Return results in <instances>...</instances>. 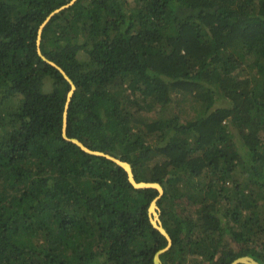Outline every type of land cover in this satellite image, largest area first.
<instances>
[{
    "label": "trees",
    "instance_id": "16d2710c",
    "mask_svg": "<svg viewBox=\"0 0 264 264\" xmlns=\"http://www.w3.org/2000/svg\"><path fill=\"white\" fill-rule=\"evenodd\" d=\"M69 1L0 0V264H154L158 191L61 135ZM40 49L67 135L162 185V264L264 261V0H76Z\"/></svg>",
    "mask_w": 264,
    "mask_h": 264
},
{
    "label": "water",
    "instance_id": "95a60500",
    "mask_svg": "<svg viewBox=\"0 0 264 264\" xmlns=\"http://www.w3.org/2000/svg\"><path fill=\"white\" fill-rule=\"evenodd\" d=\"M76 0H70L69 2L59 6L58 8L54 9L53 11H51L46 17L45 19L41 22V24L38 27L37 30V36H36V46H37V53L38 55L45 60L47 63L53 65L54 67H56L61 74L63 75V77L67 80V82L70 85V88L67 92L66 95V100L64 103V109H63V113H62V127H61V135L63 138H65L66 140H69L71 142H73L74 144H76L77 146H79L83 151H85L86 153L89 154H93V155H98V156H104L105 158L113 161L115 164L121 166L126 174H127V179L130 182V184L134 187V188H154L158 191V195L150 202V205L148 207V213L150 216V221L151 224L153 225L154 228H156L166 239H167V245L164 248H161L159 250H157L155 252V254L153 255V262L154 264H162L161 260H160V255L168 250V248L171 246V238L168 234V232L166 231V229L163 227L161 220L159 218V208L156 204V201L158 200V198L161 196V194L163 193V187L159 182H154V181H137L134 177L133 174V170H132V166L129 162L122 160L119 157L113 156L109 153L100 151V150H93L90 149L89 147H87L86 145H84L78 138L75 137H69L67 135V110L69 107V102L71 99V96L73 94V91L75 90L76 86L74 84V82L72 81V79L66 74V72L60 67L58 66L55 62L47 59L41 52L40 49V41H41V34L43 31V28L45 27V25L48 23V21L51 19V17L69 7L71 4H73ZM238 263H243V264H260L258 261H256L254 258H252L249 255H242V256H238L235 259H233L229 264H238Z\"/></svg>",
    "mask_w": 264,
    "mask_h": 264
},
{
    "label": "flooded vegetation",
    "instance_id": "af4514ba",
    "mask_svg": "<svg viewBox=\"0 0 264 264\" xmlns=\"http://www.w3.org/2000/svg\"><path fill=\"white\" fill-rule=\"evenodd\" d=\"M227 236V233H224V239H226L225 237ZM228 242L227 243H229V240L228 239H226ZM262 244L261 245H263V242H261ZM230 244V243H229ZM254 245H252V246H254V248H255V250H257L258 249V247H259V252H260V246L261 245H259V241H258V243H253ZM256 246V247H255ZM243 255H249V256H251L252 258H254L256 261H258L260 264H264V261H262V260H260V259H257V258H255V257H253L251 254H248V253H246V254H243ZM240 256H242V255H240ZM235 259V258H234ZM243 264V263H242Z\"/></svg>",
    "mask_w": 264,
    "mask_h": 264
},
{
    "label": "rangeland",
    "instance_id": "374dc122",
    "mask_svg": "<svg viewBox=\"0 0 264 264\" xmlns=\"http://www.w3.org/2000/svg\"><path fill=\"white\" fill-rule=\"evenodd\" d=\"M192 114V113H191ZM259 241V245H261L262 243H261V240H258ZM177 255H179V254H177ZM184 264H186V262L184 263Z\"/></svg>",
    "mask_w": 264,
    "mask_h": 264
}]
</instances>
